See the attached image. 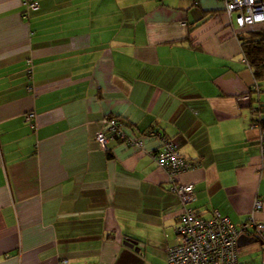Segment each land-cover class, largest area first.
I'll use <instances>...</instances> for the list:
<instances>
[{
  "label": "crops",
  "instance_id": "0c3cea01",
  "mask_svg": "<svg viewBox=\"0 0 264 264\" xmlns=\"http://www.w3.org/2000/svg\"><path fill=\"white\" fill-rule=\"evenodd\" d=\"M33 1L24 18L22 0H0V264H167L181 202L149 154L160 142L107 154L96 141L107 116L131 137L172 138L200 163L179 177L194 210L245 225L264 156L254 96L242 98L254 73L223 4Z\"/></svg>",
  "mask_w": 264,
  "mask_h": 264
},
{
  "label": "built area",
  "instance_id": "2783aa9c",
  "mask_svg": "<svg viewBox=\"0 0 264 264\" xmlns=\"http://www.w3.org/2000/svg\"><path fill=\"white\" fill-rule=\"evenodd\" d=\"M198 1L194 0L195 3ZM218 1L223 4L229 25L235 29L236 34L264 29V0ZM21 5L24 8L22 12L24 18L30 11L39 9V3L33 0H22ZM245 63L253 72L246 59ZM33 68L32 59H28L27 69L31 78ZM30 89L33 87L30 86ZM242 98L254 101L255 118L252 128L259 131V146L264 156V86L254 80L252 87ZM35 119L36 115L33 112L26 116V121L32 129L36 128ZM144 137L155 138L160 142V147L149 154L157 167L167 174L168 188L181 202L179 224L176 228L177 244L168 249L167 264H241L238 257L239 237L241 235L258 237L264 241V224L256 220V214L264 207V197L256 198L250 220L241 227H236L216 210L210 217H204L192 207L196 200L195 187L179 180L181 174L197 169L200 163L186 158L174 140L155 129H150L140 137H131L126 133L119 117L107 116L102 120V129L97 134L96 141L105 152L110 150L109 145L114 138L120 139L126 147L145 152ZM261 258L264 264V243Z\"/></svg>",
  "mask_w": 264,
  "mask_h": 264
},
{
  "label": "trees",
  "instance_id": "16d2710c",
  "mask_svg": "<svg viewBox=\"0 0 264 264\" xmlns=\"http://www.w3.org/2000/svg\"><path fill=\"white\" fill-rule=\"evenodd\" d=\"M244 34H246V37L242 36L243 34L239 35L244 57L249 62L250 66L253 70L254 79L257 82H260L261 86H264V29L253 30V31H250V32H247ZM121 121L124 125V128H126V126H127L126 123L122 119H121ZM149 130H147V131H149ZM147 131H145L143 133V135ZM162 134H164V133H162ZM170 139H172V138H170ZM112 143H122V142L120 141V139L114 138L109 145L110 150L108 152H106L107 154H110L112 151V148H111Z\"/></svg>",
  "mask_w": 264,
  "mask_h": 264
},
{
  "label": "rangeland",
  "instance_id": "374dc122",
  "mask_svg": "<svg viewBox=\"0 0 264 264\" xmlns=\"http://www.w3.org/2000/svg\"><path fill=\"white\" fill-rule=\"evenodd\" d=\"M242 36L246 37V34ZM262 247L260 244H252L239 248V259L246 264H260L258 255L261 253Z\"/></svg>",
  "mask_w": 264,
  "mask_h": 264
},
{
  "label": "water",
  "instance_id": "95a60500",
  "mask_svg": "<svg viewBox=\"0 0 264 264\" xmlns=\"http://www.w3.org/2000/svg\"><path fill=\"white\" fill-rule=\"evenodd\" d=\"M263 243H264V241L258 237H248L245 235H241L239 237V240H238V247H243V246L252 245V244L262 245ZM125 245L130 247V248H135V246H138V245H136V243H134L130 240H126ZM136 250L139 251L140 250L139 247H137Z\"/></svg>",
  "mask_w": 264,
  "mask_h": 264
}]
</instances>
